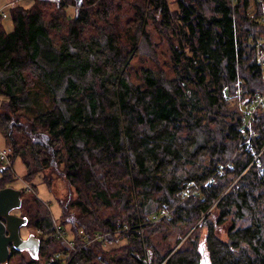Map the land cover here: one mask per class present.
I'll list each match as a JSON object with an SVG mask.
<instances>
[{
  "label": "trees",
  "instance_id": "16d2710c",
  "mask_svg": "<svg viewBox=\"0 0 264 264\" xmlns=\"http://www.w3.org/2000/svg\"><path fill=\"white\" fill-rule=\"evenodd\" d=\"M33 1L10 7V31L0 16V132L34 191L39 178L67 182L59 220L73 233L71 264H264V106L239 146L244 105L264 96L260 0H135L128 22L126 0ZM149 22L170 42L171 66L136 76ZM33 97L43 112L26 116ZM164 204L172 217L149 224ZM20 209L42 231L39 253L11 247L5 264H63L48 205L35 194Z\"/></svg>",
  "mask_w": 264,
  "mask_h": 264
},
{
  "label": "rangeland",
  "instance_id": "374dc122",
  "mask_svg": "<svg viewBox=\"0 0 264 264\" xmlns=\"http://www.w3.org/2000/svg\"><path fill=\"white\" fill-rule=\"evenodd\" d=\"M116 1H120V0H116ZM135 1V0H126L124 1V6H125V10H124V22H128L127 19L129 18H133V13L134 11L132 10L133 7L131 5V2ZM172 2V0H170ZM17 4L22 5L24 7H31L33 5V0H17L16 1ZM16 2H11V0H0V7H6V9L8 11H10V7L12 5H14V3ZM261 4V11H262V18L261 21L263 23V28H264V0H260ZM172 6L174 7V4L172 2ZM251 10L250 12H252V14H255L256 12V6L257 3L256 2H252L251 4ZM53 8H51L49 10V12L54 10V6L52 5ZM76 8L75 6H71L68 8V13L70 15H74L76 12ZM9 17V15H8ZM4 18V26L6 28V30L10 31L13 28V21L11 20V18ZM130 24V23H128ZM149 33L152 36V44L149 43H145V39H143L141 41V43L139 45H141V47H139V52L140 54H137L136 57L133 58L132 61V67L134 68V74L136 76L139 75V72L141 70V68L143 66L147 67L150 66L152 67L154 70L158 71V69L156 68L157 64H160L159 68L160 70H163L167 73V71H169L170 68V61H171V52H170V42L167 41V39H163V36L160 34L159 29L156 27V25L152 22H149V25L146 28ZM262 41L264 42V34L262 35ZM262 58L264 60V53L262 54ZM238 97H240V90H238L237 92ZM34 98V97H33ZM4 99V98H3ZM35 103L32 106H24L21 109V112L26 115V116H34L38 110L40 109V107L42 108L43 105V100H37V98H34ZM1 101V99H0ZM255 103L253 102V100L251 101H247L246 104H242L244 105L246 108L243 109L242 113H244V127L242 128V139H241V144H239V146L244 144V141L248 138L247 136V131L249 128L252 127V123H253V118H254V114L255 111L257 109V107L261 104V100L258 101V99H254ZM46 108V105H44L43 109ZM43 111H39L37 114L41 113ZM249 142V139L247 140ZM0 150L1 151H6V157L4 159H0V166H2V170L0 171V177H4L2 175V173L4 172V170L6 169V167H9L10 171L8 173H6V180L9 181V185L7 186H12L16 189H21L22 190V200L26 199V198H31L33 195L37 194L38 197L43 201V203L51 210L53 217L56 218V226L59 227L60 226V212H61V206L59 204V200H64L66 199L70 194L69 192L71 191L68 187L67 182L63 181L62 179H54L53 180V186L51 188L47 187L44 183L41 182V178H39L38 180L34 181L36 182L37 185V189L36 191L33 190L32 188V184L25 181L24 180V174H25V166L23 165L21 159H18L15 164H11V160H10V156L12 154V147L10 145H7L6 139L5 137L1 134L0 132ZM250 150V149H249ZM255 161V160H254ZM231 164V163H228ZM5 165H7L6 167H4ZM231 170L232 168L230 167V165H227ZM223 168L219 169L216 171V175L215 176H222L223 172H222ZM217 179V178H216ZM215 180L212 181V183H214ZM206 183V182H205ZM236 181L233 182V184H235ZM232 184V185H233ZM6 187V186H4ZM2 188V187H0ZM194 190H192V188H189L185 191V194L187 196H184V198H189V196H191L194 192ZM73 196L76 197L75 192H73ZM183 198V199H184ZM23 203V202H22ZM22 206V205H21ZM19 208L14 209L12 212L18 216H24V213L21 211ZM176 206H170L169 204H164L162 207H160L156 213L154 215H146V221L149 224H157L165 219H170L172 217L173 211L175 210ZM25 217V216H24ZM126 223H122L119 222L117 224L118 227L127 229V226L125 225ZM56 227V230H57ZM61 232H65V236L60 238L61 240H63L67 246L68 249L64 250V251H59L57 252L55 255H57L56 257L58 258H62L63 259V264H71V260L69 259V256H67L70 252H74V248H72V244L75 245L74 242V237H73V233L71 231V228L69 225L66 226V228H62L60 227ZM192 231H190L186 236L188 237L191 234ZM223 232V231H222ZM35 235L37 237L40 236V234H42L41 230H37L36 227L31 224V223H27L24 224L21 227V235L24 238L29 237L30 235ZM222 236L225 237L226 233L223 232ZM40 238V237H39ZM177 238L181 239V237L178 235ZM45 239H47V237H45ZM185 238H182L181 240L183 241ZM41 240V239H40ZM41 243V242H40ZM126 243V241H120L117 244H112L110 243L109 245H106V248L108 250H112L115 248H119V246L124 245ZM41 245V244H40ZM72 249V250H71ZM20 251V250H19ZM22 252V255L24 257H29L28 254H31L32 256H34L31 252H29L28 250H22L20 251ZM72 252V253H73ZM39 253V252H38ZM38 255V254H37ZM35 255V256H37ZM70 255V254H69ZM34 256V257H35ZM10 259V258H9ZM20 261V257H13V259L11 260V264L14 263H18ZM5 264V263H4ZM99 264V263H96Z\"/></svg>",
  "mask_w": 264,
  "mask_h": 264
},
{
  "label": "water",
  "instance_id": "95a60500",
  "mask_svg": "<svg viewBox=\"0 0 264 264\" xmlns=\"http://www.w3.org/2000/svg\"><path fill=\"white\" fill-rule=\"evenodd\" d=\"M75 1L76 5L81 7L82 0ZM21 195L22 190L10 186L0 189V264L8 261L11 247L20 251L28 250L34 256L38 254L40 248V239L35 235L32 234L26 239L20 235V228L28 219L11 213L13 209L21 207Z\"/></svg>",
  "mask_w": 264,
  "mask_h": 264
},
{
  "label": "built area",
  "instance_id": "2783aa9c",
  "mask_svg": "<svg viewBox=\"0 0 264 264\" xmlns=\"http://www.w3.org/2000/svg\"><path fill=\"white\" fill-rule=\"evenodd\" d=\"M8 15H9V11L6 9V7H0V16H2L3 18H7L8 17ZM259 100H261V106H264V96H261V97H259L258 98V101ZM254 103H255V101H253ZM6 157V151H1L0 150V159H4ZM228 165H230V167L231 168H233V165L232 164H228ZM57 227V226H56ZM56 235H58V237H60V238H62V237H64L65 236V232H61V229H60V226L59 227H57V230H56ZM72 248H74V252L72 253V252H70L67 256H69V259L70 260H72L73 259V257H74V255H75V253L77 252V248H76V245H73L72 244ZM72 250V249H71ZM54 261V258H52L51 260H50V263L51 262H53Z\"/></svg>",
  "mask_w": 264,
  "mask_h": 264
},
{
  "label": "bare ground",
  "instance_id": "6f19581e",
  "mask_svg": "<svg viewBox=\"0 0 264 264\" xmlns=\"http://www.w3.org/2000/svg\"><path fill=\"white\" fill-rule=\"evenodd\" d=\"M0 168H1V170H2V167H0ZM1 170H0V171H1ZM6 187H9V186H6ZM10 187H12V186H10ZM3 188H5V187H3ZM13 188H14V187H13ZM1 189H2V188H1ZM15 189H16V188H15ZM20 190H21V189H20ZM21 198H22V195H21ZM22 202H23V200H22ZM15 209H16V208H15ZM13 210H14V209H13ZM13 210H12V211H13ZM12 211H11V213H13ZM13 214H14V213H13ZM15 215H16V214H15ZM17 216H18V215H17ZM21 217H24V216H21ZM25 218H27V217H25ZM27 219H28V218H27ZM27 223H28V222H27ZM27 223H26V224H27ZM22 226H23V225H22ZM22 226H21V227H22ZM20 233H21V228H20ZM20 235H21V234H20ZM21 237L24 238L22 235H21ZM36 237H37V236H36ZM27 238H28V237H27ZM38 238H39V237H38ZM24 239H26V238H24ZM39 239H40V238H39ZM40 242H41V240H40ZM10 256H11V255H10ZM9 258H10V257H9ZM8 260H9V259H8Z\"/></svg>",
  "mask_w": 264,
  "mask_h": 264
},
{
  "label": "flooded vegetation",
  "instance_id": "af4514ba",
  "mask_svg": "<svg viewBox=\"0 0 264 264\" xmlns=\"http://www.w3.org/2000/svg\"><path fill=\"white\" fill-rule=\"evenodd\" d=\"M0 167H2V166H0Z\"/></svg>",
  "mask_w": 264,
  "mask_h": 264
}]
</instances>
